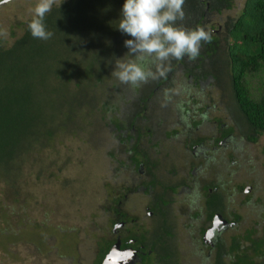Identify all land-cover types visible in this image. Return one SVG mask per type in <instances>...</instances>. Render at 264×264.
<instances>
[{
    "label": "rangeland",
    "instance_id": "374dc122",
    "mask_svg": "<svg viewBox=\"0 0 264 264\" xmlns=\"http://www.w3.org/2000/svg\"><path fill=\"white\" fill-rule=\"evenodd\" d=\"M63 1L57 0L55 5ZM36 3L37 0H9L0 5V32H6L0 39L10 44L20 37L24 25L32 19L29 10ZM244 3L245 0H231L230 9L220 16V32L212 34L219 46L216 56L220 59H224L227 47L224 29L240 14ZM126 49L124 47L120 59L135 60L126 55L129 51ZM224 63L219 61L214 65L216 81L203 90L192 88L185 74L176 68L165 83L172 96L167 103L162 98L165 96L163 89L156 90L153 96L149 94L154 82L138 87L123 84L112 75L116 64L111 65L109 75L105 76L107 82L99 91L101 107L94 112V117L88 118L91 126L80 123L83 131L67 134L60 142L30 156L15 181L6 184L0 179V264H80L88 261L105 222L101 210L103 200L113 190H120V185L127 180V175L116 172L119 163L115 162L116 156L117 160H123L121 151L126 143H122L109 121L125 129L140 107L147 105L144 117L149 118V123H161L168 129L176 109L188 101V91L194 100L212 95L217 106L210 111L211 115L235 130L234 148L240 169H233L232 178L250 190L244 196H236L230 205L240 221L229 233V244L232 238L242 239L244 254L253 264H264V134L253 144L246 140L248 130L233 105L229 72ZM183 64L190 65L188 61ZM145 66L157 71L154 65ZM148 96L151 98L147 103L142 101ZM106 98L110 99L109 105L102 108ZM161 104L167 106V110H163ZM107 108L111 109L105 112ZM163 145L169 147L170 144L163 140ZM12 186L16 187L15 192ZM242 199L248 200L240 208L238 202ZM260 243L261 254L256 255V244Z\"/></svg>",
    "mask_w": 264,
    "mask_h": 264
},
{
    "label": "flooded vegetation",
    "instance_id": "af4514ba",
    "mask_svg": "<svg viewBox=\"0 0 264 264\" xmlns=\"http://www.w3.org/2000/svg\"><path fill=\"white\" fill-rule=\"evenodd\" d=\"M198 6L203 12L200 27L194 29L203 28L211 36L219 33L220 16L226 10L220 9L219 14L210 11L209 3L203 0ZM210 44L212 41L202 44L196 59L185 56L179 60L164 81L159 74L149 79L147 83L155 84L149 94L153 96L161 88L167 103L172 96L165 83L176 68L185 74L192 88L213 86L216 63L209 62L204 53ZM185 61L190 63L188 67ZM188 94V101L176 109L168 129L161 123H149L144 117L147 105L140 107L127 128L111 125L126 143L121 151L123 160L116 156L115 162L119 163L116 172L127 175V180L120 190L104 198L101 210L105 222L92 255L85 263L79 260L80 264H229V233L240 221L230 205L250 187L232 178L233 169H240L234 148L236 133L211 115L217 106L215 99L209 95L194 100ZM150 98L142 101L147 103ZM160 107L168 108L162 104ZM256 139L248 141L253 144ZM163 140L169 142V147L163 145ZM247 200H240L238 207ZM235 239L244 251L242 239Z\"/></svg>",
    "mask_w": 264,
    "mask_h": 264
},
{
    "label": "trees",
    "instance_id": "16d2710c",
    "mask_svg": "<svg viewBox=\"0 0 264 264\" xmlns=\"http://www.w3.org/2000/svg\"><path fill=\"white\" fill-rule=\"evenodd\" d=\"M203 1L217 14L231 7V0ZM123 4L124 0H65L44 19L46 29L53 33L49 40L32 37L31 19L12 43L0 39V179L6 184L18 177L30 156L67 134L83 131L80 123L91 126L88 118L101 107L100 87L130 38L117 28ZM198 4L199 0H185L188 17L176 26L200 27L203 11ZM224 31L228 37L224 59L216 56L215 35L204 50L205 57L209 62H225L233 105L248 130L246 139L255 141L264 134V0H245L240 14ZM178 61L172 59L160 69L164 73L161 82ZM109 102L106 98L102 108ZM12 188L15 192L16 187ZM261 243L256 244V255L261 254ZM230 252L229 264H253L235 238Z\"/></svg>",
    "mask_w": 264,
    "mask_h": 264
},
{
    "label": "clouds",
    "instance_id": "9594fccd",
    "mask_svg": "<svg viewBox=\"0 0 264 264\" xmlns=\"http://www.w3.org/2000/svg\"><path fill=\"white\" fill-rule=\"evenodd\" d=\"M56 2L37 0L29 10L32 19L28 29L33 38L47 41L52 37L44 19ZM184 4L185 0H124L117 28L131 37L124 45L129 50L126 55L135 60L118 59L112 75L123 84L138 87L149 79H156L157 74L163 75L160 69L172 59L180 60L185 56L196 59L202 44L209 43L212 37L203 28L188 30L176 26V22L185 17ZM0 36H6V32H0ZM145 64L156 66L157 71Z\"/></svg>",
    "mask_w": 264,
    "mask_h": 264
},
{
    "label": "water",
    "instance_id": "95a60500",
    "mask_svg": "<svg viewBox=\"0 0 264 264\" xmlns=\"http://www.w3.org/2000/svg\"><path fill=\"white\" fill-rule=\"evenodd\" d=\"M7 1H9V0H2V1H0V5L5 4V2H7Z\"/></svg>",
    "mask_w": 264,
    "mask_h": 264
}]
</instances>
